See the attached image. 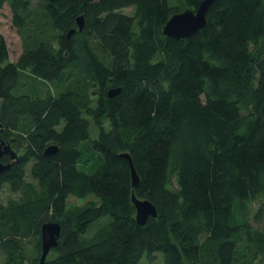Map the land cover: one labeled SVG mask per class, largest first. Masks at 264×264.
Returning <instances> with one entry per match:
<instances>
[{"label": "trees", "instance_id": "obj_1", "mask_svg": "<svg viewBox=\"0 0 264 264\" xmlns=\"http://www.w3.org/2000/svg\"><path fill=\"white\" fill-rule=\"evenodd\" d=\"M4 5L22 51L10 61L0 35V144L15 156L0 158V264H40L46 223L60 235L42 264H264V0H214L181 40L163 35L181 12L169 0ZM132 196L157 217L137 224Z\"/></svg>", "mask_w": 264, "mask_h": 264}, {"label": "water", "instance_id": "obj_2", "mask_svg": "<svg viewBox=\"0 0 264 264\" xmlns=\"http://www.w3.org/2000/svg\"><path fill=\"white\" fill-rule=\"evenodd\" d=\"M214 0H204L195 12L190 10H184L178 14L173 15L163 28V35L167 38L181 40L189 38L200 30H202L206 25V13L209 6ZM78 31L81 32L84 27V22L82 18L77 19ZM74 31L68 34L70 37ZM116 94V91L109 92V97ZM57 153V147L51 146L46 149L44 156L50 157ZM3 154H10L11 158L14 159L15 156L11 152L9 146L0 144V158ZM129 161V166L131 170L132 187L136 188L139 183L138 176L134 170L129 156H124ZM9 168V165H3L0 163V175ZM132 203L135 208V219L137 224L140 226L145 225L148 218H156L157 212L155 207L148 201H139L132 196ZM60 235V227L57 224L46 223L42 225L40 230V243H41V259L40 264H42L51 249H54L58 245V239Z\"/></svg>", "mask_w": 264, "mask_h": 264}, {"label": "rangeland", "instance_id": "obj_3", "mask_svg": "<svg viewBox=\"0 0 264 264\" xmlns=\"http://www.w3.org/2000/svg\"><path fill=\"white\" fill-rule=\"evenodd\" d=\"M170 4L172 6H175L180 9V11H184V8L182 6L181 0H169ZM125 13H130L129 10L124 11ZM0 35L6 40L8 48H9V58L10 61H15L18 56L21 54L22 51V43L19 35L17 34L15 28L12 25L11 21V14L9 11L8 5H4L3 8L0 10ZM49 88V89H48ZM44 90H51V86L43 87ZM45 92V91H44ZM47 94V93H45ZM93 100H96L95 97H93ZM94 128L91 129V137H96V132H94ZM96 131V130H95ZM89 161H86V163H81L80 170H84L87 173L91 172L92 168L95 167V161L94 155H90V158L87 159ZM30 181V180H28ZM11 194L8 192V190L4 188H0V203H4L7 198H10ZM89 200V199H88ZM87 200H77L75 198H69L67 200V206L68 207H78L82 206L86 203ZM257 205L252 203L248 205V209L250 213H252L256 209ZM260 227L264 226V218L262 219V222L259 223ZM258 225V226H259ZM138 264H165L163 261V257L160 253H156L154 255V259L149 260L145 255L141 258Z\"/></svg>", "mask_w": 264, "mask_h": 264}]
</instances>
